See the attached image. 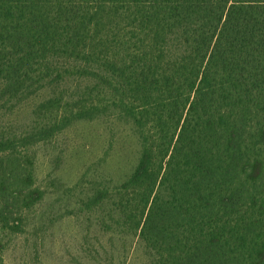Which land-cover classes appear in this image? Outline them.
Returning a JSON list of instances; mask_svg holds the SVG:
<instances>
[{
	"label": "trees",
	"instance_id": "obj_1",
	"mask_svg": "<svg viewBox=\"0 0 264 264\" xmlns=\"http://www.w3.org/2000/svg\"><path fill=\"white\" fill-rule=\"evenodd\" d=\"M35 96L0 128V234L43 197L34 147L105 119L138 149L86 207L145 264H264V0H0V108Z\"/></svg>",
	"mask_w": 264,
	"mask_h": 264
},
{
	"label": "rangeland",
	"instance_id": "obj_2",
	"mask_svg": "<svg viewBox=\"0 0 264 264\" xmlns=\"http://www.w3.org/2000/svg\"><path fill=\"white\" fill-rule=\"evenodd\" d=\"M36 99L12 112L0 108V128H25ZM107 123L77 121L34 147L43 197L23 231L0 234V264H145L136 238L122 234L99 206L86 207L94 181L122 179L136 158L131 127Z\"/></svg>",
	"mask_w": 264,
	"mask_h": 264
}]
</instances>
